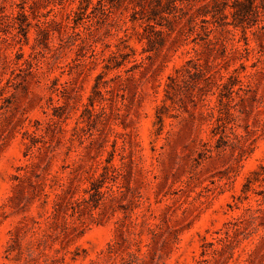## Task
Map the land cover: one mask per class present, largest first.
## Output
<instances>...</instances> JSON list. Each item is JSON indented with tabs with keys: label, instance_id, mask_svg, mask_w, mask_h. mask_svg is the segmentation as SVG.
Wrapping results in <instances>:
<instances>
[{
	"label": "rangeland",
	"instance_id": "374dc122",
	"mask_svg": "<svg viewBox=\"0 0 264 264\" xmlns=\"http://www.w3.org/2000/svg\"><path fill=\"white\" fill-rule=\"evenodd\" d=\"M80 1L0 0V264H264V181L247 190L264 177V16L210 24L226 52H207L133 20L139 0H92L91 26L68 19ZM38 20L69 27L40 44ZM206 53L209 83L177 72Z\"/></svg>",
	"mask_w": 264,
	"mask_h": 264
},
{
	"label": "trees",
	"instance_id": "16d2710c",
	"mask_svg": "<svg viewBox=\"0 0 264 264\" xmlns=\"http://www.w3.org/2000/svg\"><path fill=\"white\" fill-rule=\"evenodd\" d=\"M101 6L102 13L105 15L107 12H112L113 8H118L123 4L126 0H116V4H106V3H99ZM180 2L181 4H178ZM257 0H166V7L162 6V0H139L138 2V9L136 7L133 8V20H136V15H141L142 18H146L148 23V29L154 35L161 36L163 34L162 31L156 30L154 25H151V21H155L158 25L162 26V21L166 22V26L169 28L170 31L174 32L178 29L179 32V39L185 40L189 33H196L198 37H201L204 40V43L207 48V52H212L216 49V47L220 46L224 52H226V46L223 42L218 39H210V34L212 33L213 29L211 25L217 27L216 24L220 27H225L228 25H232L233 27L244 26V24H250L251 22H257L262 19L264 16V0H262L261 5L256 4ZM96 4L93 3L92 0H81L80 5L76 11L73 12L72 20H86L88 22L87 26H91L93 23L92 15L94 14ZM4 7L0 5V18H10L11 20L14 19L13 14H6L3 9ZM231 8L232 10L229 12V15L232 17V22H228V14L226 10ZM21 14V13H19ZM23 15V14H22ZM25 15V14H24ZM210 16L211 19H207ZM161 20L158 22V20ZM70 21V20H69ZM202 24V25H201ZM206 24V25H204ZM38 29V43H46L49 37L50 28L52 25L62 26L64 28L69 27L68 22L64 21H56V20H48V21H41L35 24ZM264 29V26L261 27ZM77 34L73 32V34ZM68 37V41L72 40L74 35ZM84 48L86 45L92 46L88 44L85 40L82 41ZM73 44V43H72ZM53 50L58 49L56 46L53 47ZM94 52V56H96L95 49L91 48ZM204 53V52H203ZM206 55H197L196 58L190 59L186 62L181 69L177 70V72H182L188 74L190 77H199L202 78V81L209 83V81L213 78V74L210 72L212 66H218L219 63H212L208 59ZM206 59V60H205ZM204 61V62H203ZM171 81L175 79L173 77H169ZM169 86V85H167ZM35 142H39L36 136ZM39 154H42L43 148H38ZM37 166V163L34 161L30 162L24 167L25 172L31 173L33 168ZM90 179L93 181L95 180L94 174H90ZM26 178L30 179L29 176H25ZM254 181H264V177L259 174L255 173L254 179L248 180V188H251V184ZM61 198V195L58 196ZM82 202H87V200L83 197ZM262 203H259V206H262ZM259 212H264L262 208L258 209Z\"/></svg>",
	"mask_w": 264,
	"mask_h": 264
}]
</instances>
